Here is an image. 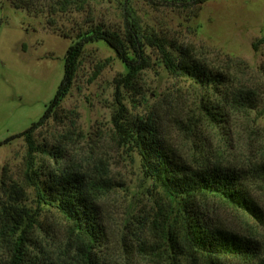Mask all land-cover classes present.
<instances>
[{"label":"rangeland","instance_id":"374dc122","mask_svg":"<svg viewBox=\"0 0 264 264\" xmlns=\"http://www.w3.org/2000/svg\"><path fill=\"white\" fill-rule=\"evenodd\" d=\"M60 1L0 0V196L2 180L23 185L26 205L41 215L37 235L49 254L59 264H78L70 259L68 222L41 204L28 183L25 136L7 142L47 111L70 45L99 24L125 34L129 18L143 33L193 47L200 61L227 77L225 94L254 89L263 96L264 44L257 50L254 44L264 39V0H211L187 11L150 0H70L65 7L56 5ZM147 53L151 66L140 76L139 91L118 95L125 64L105 42L86 45L70 92L30 133L38 147L33 169L94 175L100 162L108 169L114 190L100 202L108 240L97 252L99 264H171L174 256L172 242L153 223L179 215L178 201L146 175L138 151L119 137L114 120L120 109L131 121L154 116L167 145L188 164L246 168L264 162V114L240 115L226 106L227 122L212 126L202 104H221V98L171 75L155 52ZM261 201L264 209V195ZM203 202L210 218L264 248L263 225L219 198ZM176 256V263L198 264L186 252Z\"/></svg>","mask_w":264,"mask_h":264},{"label":"trees","instance_id":"16d2710c","mask_svg":"<svg viewBox=\"0 0 264 264\" xmlns=\"http://www.w3.org/2000/svg\"><path fill=\"white\" fill-rule=\"evenodd\" d=\"M150 1L187 11L198 9L211 0ZM69 3L70 0H63L56 5L65 7ZM97 42H105L127 68V73L116 79L118 95L122 89L139 91L140 76L151 66V55L147 53L150 49L171 75L190 79L221 98L222 105L219 101L202 104L212 126L227 122L226 106L240 115L264 114V94L262 96L260 91L238 89L225 94L224 90L229 88L227 77L200 61L193 47L168 41L154 32L143 33L129 18L125 34L102 24L80 33L67 50L62 83L41 120L7 141L25 136L30 160L26 172L28 183L35 188L41 204L54 207L68 222L73 248L70 259L78 264H99L97 252L108 240L100 202L114 190L113 181L103 162L96 167L94 175L33 169V154L38 147L30 133L60 107L74 83L85 46ZM258 44H264V39L254 44L256 50ZM121 112L120 109L114 120L119 137L138 151L146 175L179 204V215L174 218L169 215L163 223H153L163 238L172 242L171 264H182L174 260L178 261L176 255L184 256L185 252L198 264H264V248L259 241L214 221L203 202L210 197L219 198L264 226L261 201L264 162L246 168L209 162L198 166L188 164L167 145L162 127L154 116L131 121ZM1 190L4 196H0V264H59L37 235L42 228L41 215L26 205L24 186L2 180Z\"/></svg>","mask_w":264,"mask_h":264}]
</instances>
